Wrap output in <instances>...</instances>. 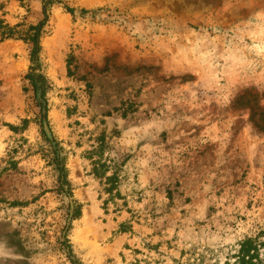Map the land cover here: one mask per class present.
I'll return each mask as SVG.
<instances>
[{"label": "rangeland", "instance_id": "1", "mask_svg": "<svg viewBox=\"0 0 264 264\" xmlns=\"http://www.w3.org/2000/svg\"><path fill=\"white\" fill-rule=\"evenodd\" d=\"M58 1L0 0L16 30L48 16L37 67L0 34V264H71V198L27 73L47 79V134L82 207L78 264H242L240 241L264 235V0ZM97 145L116 176L107 210L84 158Z\"/></svg>", "mask_w": 264, "mask_h": 264}, {"label": "trees", "instance_id": "2", "mask_svg": "<svg viewBox=\"0 0 264 264\" xmlns=\"http://www.w3.org/2000/svg\"><path fill=\"white\" fill-rule=\"evenodd\" d=\"M24 1V0H19ZM53 1L58 0H44L43 2V12L47 11V6L52 4ZM60 2V1H58ZM68 11H73L72 8L64 5ZM48 16L45 15L42 20H40L35 25H30L25 31H19L15 28L9 27L0 21V34L6 36H13L19 34L20 38L28 45L29 57L31 63L37 67L39 61V52L41 49L40 39L45 33L44 27L47 23ZM27 79V87L24 89L30 90L32 92V97L34 100V105L37 107L38 111L36 113V121L39 125L42 139L45 141L47 147L43 151V155L51 168L56 172V184L55 191L59 195L60 199L63 200L64 196H70L71 200L67 204L69 212L67 215V221L63 223L61 231L62 240L59 239L61 246H63V251L68 257L71 264H78V261L73 259L71 246L68 240V232L71 229L72 221L79 219L81 216V204L73 198L72 196V185L68 178V169L66 167V154L64 148L62 147L60 141L51 137L47 134V130L50 131L49 121L47 118V104L45 101V92L49 87L47 79L42 74H29L25 75ZM64 151V153H62ZM103 149L100 145L92 147L84 154V158L89 159L90 164V174L99 179V184L101 191L107 192V197L103 200V209L107 210L109 202L114 203L115 194L111 193L113 190V185H115V173L112 172L108 174L109 170L113 167L102 159ZM97 156V157H94ZM115 204V203H114ZM120 231H125L121 229ZM262 231L256 234L246 236L240 241L238 257L242 264H254V259L259 260L260 248L264 250V237ZM65 248V249H64Z\"/></svg>", "mask_w": 264, "mask_h": 264}]
</instances>
